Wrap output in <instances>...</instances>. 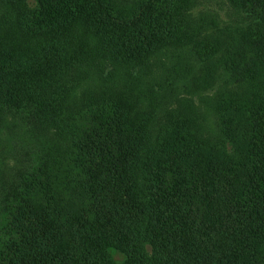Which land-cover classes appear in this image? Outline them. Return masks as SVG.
<instances>
[{"label":"trees","instance_id":"obj_1","mask_svg":"<svg viewBox=\"0 0 264 264\" xmlns=\"http://www.w3.org/2000/svg\"><path fill=\"white\" fill-rule=\"evenodd\" d=\"M230 1L264 24V0ZM183 4L0 0V134L21 116L42 141L48 126L68 142L5 185L0 264H264V102L234 108L247 141L230 136L233 150L229 126L215 145L109 94L176 35ZM89 66L110 98L73 111Z\"/></svg>","mask_w":264,"mask_h":264},{"label":"rangeland","instance_id":"obj_2","mask_svg":"<svg viewBox=\"0 0 264 264\" xmlns=\"http://www.w3.org/2000/svg\"><path fill=\"white\" fill-rule=\"evenodd\" d=\"M104 1L127 13L140 0ZM181 14L174 17L176 35L166 37V45L151 54L138 75L119 70L115 83L108 87L109 94L116 98L123 92L131 100L134 114L156 115V111V128L167 125L168 120L181 119L191 122L199 138L214 144L225 139L229 134L225 127L229 126V139L232 136L235 145L243 148L246 129L238 123L234 108L264 102V24L255 22L230 0H185ZM250 57L253 62H249ZM85 70L88 76L72 92L73 111L90 99L110 98L100 96L103 89L96 79L98 71L90 66ZM25 126L21 116H11L0 134V206L7 183L18 184L20 174L28 172L33 159L42 163L55 153L52 149L58 150L51 142L68 146L67 134L56 136L54 129L45 126L48 129L43 131L42 141L38 135L42 128L36 132ZM225 141L232 148V140Z\"/></svg>","mask_w":264,"mask_h":264}]
</instances>
